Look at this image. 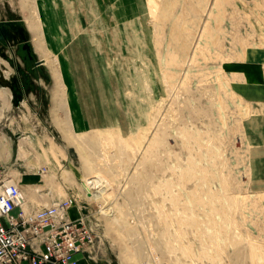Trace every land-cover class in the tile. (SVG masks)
Instances as JSON below:
<instances>
[{
  "label": "rangeland",
  "instance_id": "1",
  "mask_svg": "<svg viewBox=\"0 0 264 264\" xmlns=\"http://www.w3.org/2000/svg\"><path fill=\"white\" fill-rule=\"evenodd\" d=\"M10 18L42 68L25 90L0 41V131H43L37 184L89 212L85 264H264V0H0Z\"/></svg>",
  "mask_w": 264,
  "mask_h": 264
},
{
  "label": "built area",
  "instance_id": "2",
  "mask_svg": "<svg viewBox=\"0 0 264 264\" xmlns=\"http://www.w3.org/2000/svg\"><path fill=\"white\" fill-rule=\"evenodd\" d=\"M24 202L16 181L1 182L0 264H78L77 254L88 250L94 234L87 224L89 212L77 208L76 197L32 209L25 208ZM74 207L71 217L69 210Z\"/></svg>",
  "mask_w": 264,
  "mask_h": 264
},
{
  "label": "crops",
  "instance_id": "3",
  "mask_svg": "<svg viewBox=\"0 0 264 264\" xmlns=\"http://www.w3.org/2000/svg\"><path fill=\"white\" fill-rule=\"evenodd\" d=\"M40 64H42L41 61ZM8 134L5 131H0V168H2L0 171V184L2 181L11 179L8 176L11 174V172H13V170L17 169L19 170L20 174L25 176L24 179L29 184L27 187H22V185H19L23 193L24 201L26 202V204L25 202L23 204L25 208L32 209L38 207L39 203L36 202L52 203L53 201L60 199L57 198L53 192V187L51 184L46 183L40 187L39 184H37L39 179L36 178V175L41 172L40 169L46 167V164H44L41 159V154L38 147V140L43 138V131L40 132V130L32 129L28 133H25L24 136L21 137L23 140L21 145L17 144V142H13V140H10L11 137ZM21 146L25 152L21 153L20 155L19 148ZM15 160H21L22 162H19L18 165L15 166ZM69 215L71 217L75 216L74 208L69 210ZM76 257L78 258V264H85L83 262L85 259L84 253L77 254Z\"/></svg>",
  "mask_w": 264,
  "mask_h": 264
},
{
  "label": "water",
  "instance_id": "4",
  "mask_svg": "<svg viewBox=\"0 0 264 264\" xmlns=\"http://www.w3.org/2000/svg\"><path fill=\"white\" fill-rule=\"evenodd\" d=\"M18 36L19 43L22 44V48L26 50L27 55L31 58V44L27 37V30L22 18H10L0 19V41H7L15 36ZM36 64H40L39 60H36Z\"/></svg>",
  "mask_w": 264,
  "mask_h": 264
},
{
  "label": "flooded vegetation",
  "instance_id": "5",
  "mask_svg": "<svg viewBox=\"0 0 264 264\" xmlns=\"http://www.w3.org/2000/svg\"><path fill=\"white\" fill-rule=\"evenodd\" d=\"M18 47L22 50L23 54H21V59L23 61L24 67L29 69H23L22 72V78H21V85H23L24 89L27 91H30L32 87L33 82L36 80L33 79L32 75L30 72L36 71L35 67L40 68L39 64H36V60L32 56L31 58L27 55L26 50L22 48V44L19 43ZM32 54V53H31ZM29 62H32L33 65H28ZM28 73V74H27Z\"/></svg>",
  "mask_w": 264,
  "mask_h": 264
},
{
  "label": "trees",
  "instance_id": "6",
  "mask_svg": "<svg viewBox=\"0 0 264 264\" xmlns=\"http://www.w3.org/2000/svg\"><path fill=\"white\" fill-rule=\"evenodd\" d=\"M42 67L40 66V69H41Z\"/></svg>",
  "mask_w": 264,
  "mask_h": 264
},
{
  "label": "bare ground",
  "instance_id": "7",
  "mask_svg": "<svg viewBox=\"0 0 264 264\" xmlns=\"http://www.w3.org/2000/svg\"><path fill=\"white\" fill-rule=\"evenodd\" d=\"M65 128V127H64Z\"/></svg>",
  "mask_w": 264,
  "mask_h": 264
}]
</instances>
